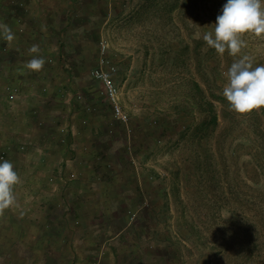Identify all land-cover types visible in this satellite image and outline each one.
Segmentation results:
<instances>
[{
  "label": "rangeland",
  "instance_id": "rangeland-1",
  "mask_svg": "<svg viewBox=\"0 0 264 264\" xmlns=\"http://www.w3.org/2000/svg\"><path fill=\"white\" fill-rule=\"evenodd\" d=\"M225 3L6 0L0 162L19 183L0 264H236L240 243L264 255V108L228 110L234 58L202 39ZM242 39L264 65V35ZM33 44L41 72L23 68Z\"/></svg>",
  "mask_w": 264,
  "mask_h": 264
},
{
  "label": "clouds",
  "instance_id": "clouds-1",
  "mask_svg": "<svg viewBox=\"0 0 264 264\" xmlns=\"http://www.w3.org/2000/svg\"><path fill=\"white\" fill-rule=\"evenodd\" d=\"M214 26V31L203 34V41L209 48L215 49L217 54L223 55L227 51L234 58L224 73L227 82L223 96L228 101V110L244 115L264 108V65L253 67V58L239 55L245 46L242 39L244 34L251 33L256 37L264 35L262 0H227ZM44 30L46 28H42ZM15 38L8 25L0 24V39L11 45ZM40 52L39 45L33 44L28 49L32 58L23 68L28 72H41L47 61L39 55ZM18 183L19 176L13 164L8 160L0 162V217L15 203L13 186Z\"/></svg>",
  "mask_w": 264,
  "mask_h": 264
},
{
  "label": "trees",
  "instance_id": "trees-1",
  "mask_svg": "<svg viewBox=\"0 0 264 264\" xmlns=\"http://www.w3.org/2000/svg\"><path fill=\"white\" fill-rule=\"evenodd\" d=\"M4 4H6V0H0V8H2ZM14 5L17 8H21V9L23 8L20 5H16L15 3H14ZM15 7H13L12 9H15ZM17 35L19 36L20 34L17 33ZM20 39H18V40L21 41ZM215 120H217L216 115L214 116V121ZM228 221L233 222L234 221L233 217L230 218ZM262 250H263V248L259 247V249H257L255 251L254 248H252V246L250 244L246 245L244 243H240V246H237L235 248L236 264H264V255H263ZM221 251L222 252L228 251V255H230L234 250H232V249H226V250L224 249L223 250L222 249Z\"/></svg>",
  "mask_w": 264,
  "mask_h": 264
},
{
  "label": "built area",
  "instance_id": "built-area-1",
  "mask_svg": "<svg viewBox=\"0 0 264 264\" xmlns=\"http://www.w3.org/2000/svg\"><path fill=\"white\" fill-rule=\"evenodd\" d=\"M16 5H20L21 7H23L25 5V2H19L16 1L14 2ZM106 83L108 85V89L109 92L111 94V96L113 97L114 100H116V96H117V87L115 86V84L108 78L106 77ZM116 115L121 118V119H127V115H125L121 109V107L119 106V104L116 103Z\"/></svg>",
  "mask_w": 264,
  "mask_h": 264
},
{
  "label": "crops",
  "instance_id": "crops-1",
  "mask_svg": "<svg viewBox=\"0 0 264 264\" xmlns=\"http://www.w3.org/2000/svg\"><path fill=\"white\" fill-rule=\"evenodd\" d=\"M38 229H39V231L41 232V235H43L42 237H43V239H44V238H45V235H44V234H45L46 232H48L49 230L46 229L45 232H44V230H43V232H42V228H38ZM103 245H104V244H103ZM103 253H104V252L100 253L101 256H102ZM103 256H104V255H103ZM101 258H102L103 260H102ZM97 261H98V262H97ZM97 261H92L91 264H95L96 262H97L96 264H104V257H100V259L98 258ZM88 262H89V259H86V263H88Z\"/></svg>",
  "mask_w": 264,
  "mask_h": 264
}]
</instances>
